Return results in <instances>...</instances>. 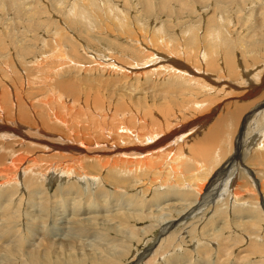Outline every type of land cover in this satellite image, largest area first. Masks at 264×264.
Wrapping results in <instances>:
<instances>
[{
	"label": "rangeland",
	"instance_id": "rangeland-1",
	"mask_svg": "<svg viewBox=\"0 0 264 264\" xmlns=\"http://www.w3.org/2000/svg\"><path fill=\"white\" fill-rule=\"evenodd\" d=\"M189 39L196 41L189 42ZM153 41L163 46V51L153 45L154 49L151 46ZM152 52L156 54L148 56ZM203 53H206L205 57ZM226 56L232 58L229 60ZM166 59L171 61V68L166 66ZM178 62L185 63L188 70L206 71V79L212 76L221 83L230 82L236 89L230 92L213 87L211 91H205L200 85L191 90L187 79L178 76V70L181 71ZM228 62H232V75ZM212 63L217 65L212 66ZM249 73L252 74L248 77L249 84L257 85L264 80V0H169V3L165 0H0V124L16 126L20 123L15 117L18 110L26 111L28 120L19 124L24 129L20 134H25L26 139L31 136L32 139L35 136L40 138L44 134L55 137L53 141L57 145L69 142L70 145L83 146L85 143L89 144L87 149L95 151L87 152L94 158L88 157L84 151L80 158L73 160L65 157L69 151L60 152L50 146L46 151H37L34 146L27 147L29 143L26 141L25 149L18 147L20 151L16 152L9 149V141L1 142L0 158L5 156L7 159L0 161V264H12L13 260V264H26L31 256L40 258L35 260L37 264H45L46 260V264H87L102 250L101 246L95 249L97 244H108L99 240L100 231L107 234L105 239L121 244L117 243L115 256L110 255L111 259L117 256L116 264H127L131 260L133 263L130 264H264V164L259 168L256 165V168L250 159L258 155L264 163V145L260 143L262 139L264 142L263 121L259 123L255 118L243 117L240 126L236 124L229 143L220 142L227 157L220 155L215 166L213 160L219 155L210 162L202 161L205 166L198 168L194 163L198 162L196 158L189 154L188 147L183 146L179 150L188 155L189 162L184 165L180 161L185 159L183 156L176 161L187 168L185 173L178 170L182 173L181 178H176L178 181L175 180L178 171L170 168L172 163L162 166V159H158V164L151 169L144 163L136 164V160L130 165L121 150L137 151L129 150L131 145H126L123 139L114 142L107 138L110 142L103 146V142L98 141L97 146L95 143L98 144L96 140L99 138L96 134V139L88 135V140L75 134L82 128L93 131L90 128L94 122L96 130H101L105 136L110 133V128L128 126L138 132L144 124L146 130L143 132L154 125V132L157 131L158 137L162 138L160 131L166 128L165 125L169 126L165 131L172 132L180 124L187 125L212 114L211 119L202 118L205 125L198 127L200 130L194 133L196 135L185 139L194 143L203 138L209 128L215 125L216 131L238 117L244 107L248 109L249 105L264 100V89L263 93L249 97L252 89H249L248 82V85H240L246 82L244 79ZM239 77L242 80L231 82V78ZM65 82L74 89L68 91H74L76 95L63 91L61 99L54 86ZM88 94L90 98H87ZM186 98L192 99L191 106L183 109L184 106L179 105L187 101ZM179 100L181 102H177ZM121 103H132L129 105L131 111L126 109L117 117L115 107ZM238 105L240 112L233 116L232 110ZM166 107H173L174 112L167 113ZM148 109L154 111L155 124L146 114ZM52 111L61 115L66 123L59 124ZM27 133L31 136L27 137ZM32 139L30 142L36 141ZM136 141L133 146H140ZM105 146L107 149L104 150ZM108 148L114 150L113 153L119 151V154L110 158V153L106 152ZM102 157L109 158V162L101 160ZM171 157L169 155L163 162ZM71 162L73 167L66 168ZM33 167H36L34 172H39L38 178L30 173L29 168ZM67 169L71 172L67 173ZM152 171H156L155 178L149 174ZM152 178L155 182L151 181ZM195 202L197 206L193 208ZM187 203L191 207L183 213ZM86 219H90L89 223ZM167 219H172L170 222L175 227L165 232L162 226ZM74 221L82 222L80 229L83 227L84 230L81 234H77ZM117 250L121 251L120 254Z\"/></svg>",
	"mask_w": 264,
	"mask_h": 264
},
{
	"label": "bare ground",
	"instance_id": "bare-ground-1",
	"mask_svg": "<svg viewBox=\"0 0 264 264\" xmlns=\"http://www.w3.org/2000/svg\"><path fill=\"white\" fill-rule=\"evenodd\" d=\"M165 2L166 3H169V0H165ZM90 4V3H89ZM186 7V6H185ZM104 10V9H103ZM116 11V10H115ZM83 12V11H82ZM85 13V12H84ZM81 15H83V14H81ZM211 27H209V29H210ZM208 29V28H207ZM206 29V30H207ZM187 31V30H186ZM222 31V30H221ZM184 32H185V30H184ZM209 34H210V31L208 32ZM213 36V35H212ZM216 36V35H215ZM208 39V38H207ZM167 40H169V39H167ZM217 40V39H216ZM174 41H175V39H174ZM196 40L195 39H189V42H195ZM214 41V40H213ZM218 41V40H217ZM168 42H171V41H168ZM183 42V41H182ZM159 43H160V41H159ZM153 45H155V47L156 48H159V49H162V51H163V46H160V44H158L157 42H155V41H153L152 42V47H153ZM164 45V44H163ZM220 45V44H219ZM168 46H170L169 44H168ZM226 46V45H225ZM138 47V46H137ZM154 48V47H153ZM169 48V47H168ZM155 49V48H154ZM151 50V49H150ZM152 51V50H151ZM175 51V50H174ZM72 52V51H71ZM173 52V51H172ZM180 52V51H179ZM73 53V52H72ZM156 54V53H155ZM155 54H153V52L151 53V54H148V56H151V55H155ZM176 54V53H175ZM188 54V53H187ZM230 54V53H229ZM231 55V54H230ZM61 56V55H60ZM184 56V55H183ZM206 56V53H203V57H205ZM171 57H173V56H171ZM227 57V56H226ZM61 58V57H60ZM155 58V57H154ZM190 58V57H189ZM227 58H229V57H227ZM232 58V57H231ZM231 58H229V60L231 59ZM59 59V58H58ZM169 59H170V57H169ZM212 59V58H211ZM210 59V60H211ZM147 60V59H146ZM148 60H149V58H148ZM148 60H147V62H148ZM151 60H152V58H151ZM150 60V61H151ZM167 60V59H166ZM174 60V59H173ZM186 60V59H185ZM214 60V59H213ZM111 61V60H110ZM114 61V60H113ZM176 61V60H175ZM64 62V61H63ZM117 62V61H116ZM152 62H154V61H152ZM151 62V63H152ZM174 62V61H173ZM181 62V61H180ZM180 62H178V64L179 65H177V67L178 68H180V70L181 71H179L178 70V68H177V70H178V76H180L181 78L182 77H184L183 79L184 80H186L187 81V84H189L188 86H190V89L192 88V87H196L197 89H198V87L201 85L202 86V88L205 90V91H211L212 89H213V87H216L217 89H219L218 87H221V89H224V90H227V91H232L233 89L235 90L236 88L230 83V82H225V83H221L220 81H216V80H214L213 79V77L212 76H209V77H207V79L205 78V74L207 73L206 71H204V72H202L201 71V73H199V72H197V71H199V70H197L196 68V70L194 69V68H191V70H188L186 67H185V63L184 64H182V63H180ZM196 62H198V61H196ZM207 62V61H206ZM140 63H142V62H140ZM144 63V62H143ZM176 63V62H175ZM199 63V62H198ZM202 63H204V62H202ZM115 64V63H114ZM146 64V63H145ZM172 63H171V61H168L167 60V62H166V66L168 65V66H170ZM227 64V63H226ZM231 64H232V62H231ZM231 64L228 62V66L231 68ZM236 64V63H235ZM37 66L39 65V64H36ZM147 65H148V63H147ZM147 65H145V66H147ZM176 65V64H175ZM174 65V66H175ZM209 65V64H208ZM212 66H215V65H217V64H214V63H212L211 64ZM223 65V64H222ZM118 66V65H117ZM149 66V65H148ZM152 66V65H151ZM39 67V66H38ZM119 67V66H118ZM142 67L144 68V66L142 65ZM176 67V66H175ZM175 67H173V68H175ZM211 67V66H210ZM233 67H234V65H233ZM170 68H171V66H170ZM175 70V69H174ZM142 71H143V69H142ZM176 71V70H175ZM230 72H231V75H232V68H231V70H230ZM176 73V72H175ZM43 74V73H42ZM176 75H177V73H176ZM201 75V76H200ZM252 74L251 73H249L248 75H247V78L246 79H244V81L246 80V82H241V84L240 85H246L247 84V82H248V84L250 83V81L251 80H249V76H251ZM202 79V80H201ZM236 80H242V78L241 77H239V78H231V82H233V83H236L235 81ZM58 81V80H57ZM208 81V82H207ZM252 81H256V79L254 80H252ZM214 82V83H213ZM60 85L59 86H54L55 87V90L56 89H58V91H59V98L60 97H62L61 99H63V95H62V93L61 92H63V91H66V92H69V93H71V94H75L76 95V93L74 92V91H68V90H72L73 88L72 87H70V85H68L66 82L65 83H59ZM247 84V85H248ZM43 85V84H42ZM236 87H237V85H235ZM255 86V87H254ZM69 87V88H68ZM240 87V86H239ZM238 87V88H239ZM249 89H252L251 91V95L249 96V97H252V96H254V95H256V94H258L259 92L260 93H263V89H264V80H262L261 82H258V84L256 85V83L255 84H253V83H251V84H249ZM11 88H13V87H11ZM207 88H209V89H207ZM215 88V89H216ZM230 88V89H229ZM8 89V88H7ZM22 89H23V87H22ZM12 90V89H11ZM16 90H19V88H17ZM74 90V89H73ZM192 90V89H191ZM195 90V89H194ZM76 91V90H75ZM197 91V90H196ZM196 91H194V92H196ZM230 92H227V94H229ZM8 94V93H7ZM97 94V93H96ZM232 94H233V92H232ZM89 95V94H88ZM87 95V98L89 97L90 98V95L88 96ZM3 96H4V94H3ZM228 96H230V95H225V97H228ZM18 97V96H17ZM25 97V96H24ZM23 97V98H24ZM7 98H8V96H7ZM66 98V97H65ZM75 98H76V96H75ZM79 98V97H78ZM82 98V97H81ZM192 98V97H191ZM191 98H186V100L187 101H185V102H183L182 103V105L180 106L179 105V107H183L184 106V108L183 109H187V108H189L190 106H191V103H190V100H192ZM3 99V98H2ZM11 99V98H10ZM86 98H84V100H85ZM4 100V99H3ZM24 100H27L26 98H24ZM38 100V99H37ZM43 100V99H42ZM47 100V99H46ZM74 100V99H73ZM89 100V99H88ZM93 100L94 101H96L94 98H93ZM184 100V99H183ZM28 101V100H27ZM63 101V100H62ZM77 101V100H76ZM87 101V100H86ZM169 101V100H168ZM172 101V100H171ZM64 102H66V100L65 101H63V103ZM73 102H75V101H73ZM127 102V101H126ZM130 102V101H129ZM177 102H181L180 100L179 101H177ZM227 102V101H226ZM3 103H5V102H3ZM15 103V102H14ZM84 103V102H83ZM168 103V102H167ZM174 103H176V102H174ZM6 104V103H5ZM47 104V103H46ZM80 104V103H79ZM113 104V103H112ZM132 104V103H131ZM131 104H125V103H123V105H122V103L121 104H116V107L115 106H113V108L115 107V114H117V117H118V113H120V112H122L123 113V111L125 110L126 111V109H130V106L129 105H131ZM135 104V103H134ZM133 104V105H134ZM218 104V103H217ZM27 105V104H26ZM48 105V104H47ZM57 105V104H56ZM86 105V104H85ZM132 105V106H133ZM136 105V104H135ZM147 105V104H146ZM140 106V105H139ZM168 106V105H167ZM66 107V106H65ZM102 107H103V105H102ZM134 107V106H133ZM141 107H143V105L141 106ZM148 107V106H147ZM174 107V106H173ZM173 107H166V112L167 113H170L171 114V112H174L173 111ZM1 108V107H0ZM17 108V107H16ZM82 108V107H81ZM132 108V107H131ZM135 108V107H134ZM153 108V107H152ZM180 108V109H181ZM22 109V108H21ZM49 109L51 110V108H50V105H49ZM65 109V108H64ZM106 109H108V108H106ZM159 109V108H158ZM230 109V108H229ZM259 109H261L257 114H255L254 115V113L256 112V111H258ZM7 110V109H6ZM53 110V109H52ZM75 110V109H74ZM87 110V109H86ZM105 110V109H104ZM163 110V109H162ZM164 110H165V108H164ZM131 111V109L130 110H128V112H130ZM142 111V110H141ZM156 111V110H155ZM161 111V110H160ZM230 111H231V109H230ZM30 112V111H29ZM53 112V111H52ZM163 112H165V111H163ZM191 112V111H190ZM240 112V106L238 105L234 110H232V115L233 116H237L238 115V113ZM18 113H21V114H18ZM18 113H17V115L15 116L16 118H17V120L21 123L23 120H28L27 119V113H26V111L24 112H19V110H18ZM48 113V112H47ZM53 113H55V117H57V119L56 120H58L57 122L59 123V124H65L66 122H65V119H63L62 117H61V115L59 116L58 114H56V112H53ZM125 113V112H124ZM132 113V112H131ZM141 113V112H140ZM153 113H154V111L152 110V109H148L147 111H146V114H148L149 116H151V122H153V124H155V122L153 121ZM192 113V112H191ZM80 114V113H79ZM138 114V113H137ZM158 114H159V112H158ZM181 114V113H180ZM209 114V113H208ZM29 115V114H28ZM35 115V114H34ZM37 115H39V114H37ZM48 115H49V113H48ZM105 115H106V113H105ZM164 115V114H163ZM167 115V114H166ZM166 115H164V116H166ZM169 115V114H168ZM212 115V114H211ZM211 115H208V116H203V117H207V118H210L211 119ZM254 115V116H253ZM107 116V115H106ZM116 116V115H115ZM40 117H42L41 116V114H40ZM120 117V116H119ZM169 117V116H168ZM203 117H199L200 119H197V120H195V122H189L187 125L185 124V125H178L177 127H176V129L175 130H173L172 132H169L168 130V128H169V126L167 125H165V129H168L167 131L168 132H166L165 131V129L163 130L162 128H161V135H162V133H163V137L162 138H159L158 137V135H159V133L157 132V131H155L154 132V125H152L151 127H149L148 129H147V131L146 132H143V131H145L144 130V124L143 125H141L140 126V128H139V131L137 132V131H135V130H133V129H129L128 128V126L126 127V128H124V126L123 127H117V122L115 123V121L113 120V122L116 124L115 126L117 127V129H112V128H110L109 130H110V133L111 134H113V136L111 137L109 134L108 135H104V133H102L101 132V130L99 131V129L98 130H96V124H95V122H94V125H93V128L91 127L90 129L91 130H93V131H90L88 128L87 129H85V128H82V129H80V130H77V132L75 133V134H77V135H79V136H81L82 135V139L84 140V139H86V140H88V135H97V137L96 136H94V139H96V138H99L98 140H96V142L98 143V144H96L95 143V145H97V146H99V142H103V146H104V143H106V142H110V141H107L106 139L108 138V139H110V140H114V142H115V140H117V139H123V140H125V143H126V145H131V146H129V148L128 147H126V145H125V147L126 148H128L129 150H130V148H133V149H135L137 152H132V150L130 151V153H129V151L128 152H124V150H127V149H124V150H121V151H123L122 152V155H123V158H125V159H127L128 158V160H130V165H131V162H133L134 163V161L136 160L137 162H136V164L137 163H144L143 165H147L150 169L151 168H155V166H156V164H158V159H159V161L162 159V162H160L161 163V165L162 166H166L168 163H172V166H170V168H174L173 169V171H178L179 169H182V173L184 172H186L187 171V168H186V166H181V165H179L176 161H179V159L180 158H182V156H183V158H185V159H181L180 161H182V163L184 164V165H186V162H189L187 159L189 158L188 157V155L187 154H185L184 152H180V150L179 149H182L183 148V146H185V147H188V150H189V154L190 155H192L194 158H196V160L198 161V162H194L195 163V167H198V166H200V165H202V166H200V167H203V166H205L204 164H202V161H204V162H210V161H212L213 160V157L214 156H216V155H219V157L216 159V160H213V166H215V163L217 162V161H219V159H220V155H224L225 156V152H224V148H222L219 144H221L220 142L221 141H226L227 143H229V140H230V137H231V135H232V133H233V131L235 130V127H237L236 126V124L238 123L239 124V126H240V123H242V120H243V117L244 118H246V119H252V118H255V121H257V122H259V123H261L260 121H263L264 122V100L263 101H261V102H259V103H257V104H255L254 106H252V105H249L248 106V109H245V107H244V109H243V111H242V113L238 116V117H236L234 120H232V121H230L229 123H227V124H223V125H221L216 131H215V125L213 126V127H211V128H209L208 130H207V132H205V134H203L204 136H202L203 138H201V139H198L197 137H196V139H198L197 141H195L194 143H190V142H188L187 140H185V139H188V138H190L192 135H196L198 132V130H200L198 127L199 126H201L203 123H202V118ZM44 118V117H43ZM95 118V117H94ZM45 119V118H44ZM93 119V118H92ZM91 119V120H92ZM123 119H124V116H123ZM143 119V118H142ZM147 119V118H146ZM166 119H167V117H166ZM205 119V118H204ZM168 120H170V118L168 119ZM206 120V119H205ZM132 121V120H131ZM167 121V120H166ZM208 121V120H207ZM149 122V119L147 120V123ZM170 122H171V120H170ZM173 122V121H172ZM19 123V124H20ZM76 123H77V121H76ZM167 123V122H166ZM258 123V124H259ZM19 124H17L16 126H3V125H1L0 124V144H1V142L2 141H9L10 142V144H8V146H10L9 147V149L10 150H12V151H20L19 149L17 150V148L18 147H22V148H24L25 149V147L23 146L24 144H26L25 142L26 141H28L27 143H29V144H27L26 146L27 147H32V146H34V148H36V150L37 149H39V150H44V151H46V149H47V146H50L51 148H54L53 150H56V149H59L60 150V152H70L68 155H66L65 157H68V159H75L76 157L77 158H80V155L82 154V153H84V151L86 152L85 154H87V152H95L94 150H92V148L91 149H87V145H89V144H85L84 142V144H83V146L81 145V144H79V145H81V147H78L79 145H70L69 144V142H65V144H58V145H60V146H58L56 143H54V139H56L55 137L54 138H52V137H50V136H48V135H44V134H41V137L40 138H36V136H35V139H32V136H31V134L30 133H27V137H30L29 139H26V136H25V134H20L21 132H23L22 131V129L23 128H21L22 126H19ZM43 124H45V122L43 121ZM113 124V123H112ZM120 124H122V123H120ZM124 124H125V122H124ZM160 124V123H159ZM162 124V123H161ZM164 124V123H163ZM170 124V123H169ZM206 124H207V122H206ZM211 124V123H210ZM253 124V123H252ZM104 125V124H103ZM106 125V124H105ZM109 125V124H108ZM114 125V124H113ZM205 124H203L202 126H204ZM260 125V124H259ZM39 126V125H38ZM101 126V125H100ZM114 126V127H115ZM119 126V125H118ZM254 126V125H253ZM257 126V125H256ZM261 126V125H260ZM78 127L79 126H77V129H78ZM89 127V126H88ZM102 127V126H101ZM113 127V126H112ZM115 127V128H116ZM158 127V126H157ZM162 127V126H161ZM257 127H259V126H257ZM98 128H100L99 126H98ZM106 128V127H105ZM260 128V127H259ZM39 129V128H38ZM102 129V128H101ZM112 129V130H111ZM197 129V130H196ZM250 129V128H249ZM251 129H252V127H251ZM24 130V129H23ZM46 130V129H45ZM131 130V131H130ZM132 130L133 131H135L136 133H133L132 132ZM256 130V129H255ZM30 131V130H29ZM36 131V130H35ZM41 131V130H40ZM47 131V130H46ZM159 131V130H158ZM215 131V132H214ZM104 132V131H103ZM106 132H108L107 131V128H106ZM131 132V133H130ZM195 132H197L196 134H194ZM252 132V131H251ZM41 133H43V132H41ZM235 134H236V131L234 132ZM34 134V133H33ZM40 134V133H39ZM74 134V133H73ZM72 134V135H73ZM81 134V135H80ZM200 134V133H199ZM252 134V133H251ZM35 135H37L36 134V132H35ZM38 136H40V135H38ZM105 138H104V137ZM96 137V138H95ZM126 137V138H125ZM198 137H200L199 135H198ZM259 137V136H258ZM248 138V137H247ZM36 140L34 143L32 142H30V140ZM85 140V141H86ZM134 140H137L138 141V143H137V141H136V143L138 144V145H140V146H133V142H134ZM185 140V141H184ZM259 140V139H258ZM258 140L256 141V143L258 142ZM99 141V142H98ZM158 141V142H157ZM95 142V141H94ZM183 142V144L182 145H180L181 143ZM119 143H120V141H119ZM123 143V142H122ZM260 143H263V145H264V142H263V139L260 141ZM135 144V143H134ZM93 145V144H92ZM100 145H102V143L100 144ZM109 145V144H108ZM110 145H112L111 143H110ZM109 145V146H110ZM116 145V144H115ZM118 145V144H117ZM119 145H121V143L119 144ZM96 146V147H97ZM108 146V147H109ZM173 146H175V149L174 150H172L174 147ZM224 146V145H223ZM244 146V145H243ZM249 146H250V144H249ZM249 146H247V147H249ZM257 146V145H256ZM26 147V148H27ZM93 147V146H92ZM96 147H93L94 149L96 148ZM102 147V146H101ZM101 147H98L99 149L101 148ZM112 147V146H111ZM111 147H109V148H111ZM121 147V146H120ZM228 147V146H227ZM227 147H225V148H227ZM264 147V146H263ZM88 148H90V147H88ZM108 148V149H109ZM113 148H115V146L113 147ZM124 148V147H123ZM158 148L160 149L159 151H158ZM252 148V147H251ZM7 149V148H6ZM8 149V150H9ZM97 149V148H96ZM95 149V150H96ZM98 149V150H99ZM103 149L105 150V149H107L106 148V146L105 147H103ZM102 149V150H103ZM185 149V148H184ZM249 149H250V147H249ZM9 150V151H10ZM23 150V149H22ZM29 150V149H28ZM39 150H37V151H39ZM101 150V149H100ZM193 152H191V151ZM113 151L114 150H111V149H109V150H107L106 152H109L110 153V155H111V157L110 158H113V154H119V151L117 152L116 151V153H113ZM174 151H175V153H174ZM32 152H34V151H32ZM47 152H48V150H47ZM97 152V151H96ZM138 152H140V153H138ZM228 152V151H227ZM252 152V151H251ZM25 153V152H24ZM98 153V152H97ZM100 153V152H99ZM101 153L103 154L104 153V151L102 152L101 151ZM181 153V154H180ZM14 154H15V152H14ZM20 154V153H19ZM65 154H67V153H64L63 155H65ZM84 154V155H85ZM12 155V154H11ZM38 155H40V154H38ZM99 155V154H98ZM121 155V154H120ZM169 155H170V157H171V155H173L171 158H169V160L167 161V162H163V160L164 159H168V157H169ZM176 155H179V158L176 156ZM16 156V155H15ZM87 156H88V154H87ZM87 156H85L86 158H87ZM97 156V155H96ZM101 156H104V155H101ZM106 156V155H105ZM119 156V155H118ZM13 157V156H12ZM41 157V156H40ZM84 157V158H85ZM88 157H90V156H88ZM93 157V156H92ZM92 157H90V158H92ZM98 157V156H97ZM121 157V156H120ZM192 157V158H193ZM225 157H227V156H225ZM246 156H244V158H245ZM248 157V156H247ZM3 158H5V159H7L5 156L4 157H1L0 158V161H2L3 160ZM14 158V157H13ZM33 158H35V157H33ZM58 158V157H57ZM56 158V159H57ZM94 158V157H93ZM119 158V157H118ZM123 158H122V160H123ZM129 158H131L132 159V161H131V159H129ZM193 158V159H194ZM261 158L262 157H260V156H258V155H253L250 159H251V161H254V167H256V165H258V168L262 165V164H264V163H262L261 162ZM24 159V158H23ZM37 159H39V160H41V158H37ZM98 159H100V157L98 158ZM106 157L103 159V157L101 158V160H104L105 162H106V160H108L107 162H109V158L108 159H106ZM15 160V159H14ZM43 160V159H42ZM116 160H118V159H116ZM115 160V161H116ZM134 160V161H133ZM190 160H192V159H190ZM195 160V159H194ZM32 161V160H31ZM36 161V160H35ZM85 161V160H84ZM112 161V160H111ZM114 161V160H113ZM112 161V162H113ZM121 161V160H120ZM19 162L20 163H24L25 161L24 160H19ZM39 162H41V161H39ZM75 162V161H74ZM80 162V161H79ZM87 162V161H86ZM98 162V161H97ZM105 162H103L104 163V165H105ZM122 163H124L123 161H121ZM38 163V162H37ZM101 163H102V161H101ZM118 163V162H117ZM163 163H165V165H163ZM75 164H76V162H75ZM80 163H78V165H79ZM99 164V163H98ZM108 164V163H107ZM107 164H106V166H107ZM110 164V163H109ZM116 164V163H115ZM126 164V163H125ZM191 164V163H190ZM21 165H23V164H21ZM77 165V166H78ZM101 165V164H100ZM103 164L101 165L102 167L104 166ZM112 165V164H111ZM128 165V164H127ZM170 165V164H169ZM260 165V166H259ZM105 166V167H106ZM113 166V169H115L114 167V165H112ZM129 166V165H128ZM69 167H73V163L71 162L70 163V165L69 166H67L66 168H69ZM80 167H82V166H80ZM95 167V166H94ZM109 167V166H108ZM262 167V166H261ZM25 168H27V167H25ZM38 169H39V167H37ZM101 168V167H100ZM107 168V167H106ZM117 168V167H116ZM125 168V167H124ZM133 168V167H132ZM199 168V167H198ZM207 168H208V166H207ZM257 168V167H256ZM255 168V169H256ZM264 167H262V169H263ZM24 169V168H23ZM30 170H31V174L33 175V177L35 176H39V172H34L35 171V169H36V167H33V168H29ZM88 169V168H87ZM110 169H111V167H110ZM126 169H128V167L126 168ZM125 169V171H127ZM204 169V171H205V168H203ZM41 169H39V171H40ZM117 170V169H116ZM122 170V169H121ZM139 170V169H138ZM190 171L191 170H193V169H189ZM207 170V169H206ZM222 170V169H221ZM257 170V169H256ZM25 171H27V170H25ZM129 171V170H128ZM127 171V172H128ZM261 171V170H260ZM264 171V170H263ZM66 172L67 173H70L71 172V170L70 169H67L66 170ZM86 172V171H85ZM111 172V171H110ZM117 172V171H116ZM119 172V171H118ZM143 172V171H142ZM153 172V171H152ZM149 173L150 175H151V177H153L154 176V178H155V174H156V171L155 172H153V173ZM180 171H178V172H176L177 173V175H175V180H177L178 178H181V176H182V173L180 172V174H178ZM200 172V171H199ZM210 172V171H209ZM253 172H255V171H253ZM258 172V171H257ZM125 173V172H124ZM158 173H160V172H158ZM212 173V172H211ZM261 173V172H260ZM259 173V174H260ZM108 174V173H107ZM120 174V173H119ZM127 174V173H126ZM125 174V175H126ZM131 174V173H130ZM26 175H27V173H26ZM32 175H30L31 177L30 178H32ZM108 175H110V174H108ZM139 176H140V174H138ZM138 175H136V176H138ZM142 175V174H141ZM160 175V174H159ZM251 175V174H250ZM255 175V174H254ZM38 176H37V178H38ZM56 176H58V175H56ZM63 176V175H62ZM138 176V177H139ZM143 176V175H142ZM91 177H93V176H91ZM137 177V178H138ZM150 177V178H151ZM160 177V176H159ZM186 177H189V176H186ZM206 177V176H205ZM251 177H252V175H251ZM258 178H259V176H257ZM14 178H16V176L14 177ZM110 178V177H109ZM112 178H114V177H112ZM118 178V177H117ZM116 178V179H117ZM161 178V177H160ZM177 178V179H176ZM207 178V177H206ZM257 178V179H258ZM261 178V177H260ZM111 179V178H110ZM119 179V178H118ZM125 179V178H124ZM30 180V179H29ZM33 180V179H32ZM156 180V179H155ZM169 180V179H168ZM202 180V179H201ZM207 180V179H206ZM253 180V179H252ZM261 180V179H260ZM264 179H262V181H263ZM151 181H153V182H155L154 181V179L152 178V180ZM178 181V180H177ZM262 181H261V184H263L262 183ZM34 182L35 181H32V183L34 184ZM125 182V181H124ZM128 182V181H127ZM166 182H167V180H166ZM253 182H254V180H253ZM255 182H257V180L255 181ZM6 183V182H5ZM119 183V182H118ZM122 183V182H121ZM121 183H120V185H121ZM156 183H157V180H156ZM168 183V182H167ZM208 183V182H207ZM125 184H127V183H125ZM154 184V183H153ZM179 184V183H178ZM195 184V183H194ZM206 184V183H205ZM247 184H249L248 182H247ZM124 185V184H123ZM143 185V184H142ZM162 185V184H161ZM160 185V186H161ZM165 185V184H164ZM168 185V184H167ZM259 185V184H258ZM117 186V185H116ZM187 186H190V185H187ZM203 186H205V185H203ZM251 186V185H250ZM264 186V185H263ZM162 187H163V185H162ZM166 187V186H165ZM253 186H251V188H252ZM202 188V187H201ZM139 189V188H138ZM252 190V189H251ZM119 191V190H118ZM121 191V190H120ZM13 192H15V191H13ZM245 192L246 193H248L246 190H245ZM250 193V192H249ZM73 194V193H72ZM168 194V193H167ZM166 194V195H167ZM170 194V193H169ZM57 195V194H56ZM50 198V197H49ZM60 198V197H59ZM66 198V197H65ZM176 198V197H175ZM5 199H7V198H5ZM58 199V198H57ZM187 199V198H186ZM186 199H184L185 201H187ZM180 200V199H179ZM184 200H183V202H184ZM197 201H198V199H197ZM176 202V201H175ZM174 202V204H176ZM180 201H178V203H179ZM154 203V202H153ZM161 203V202H160ZM169 203V202H168ZM173 203V202H172ZM181 203V202H180ZM197 202H195V204L193 203V205H192V207L194 208L195 206H197V204H196ZM155 204V203H154ZM187 204H189V203H187ZM186 204V207H184L185 205L184 204H181V205H183V213L184 212H187V210H189V206H190V204L189 205H187ZM171 205V204H170ZM169 205V206H170ZM176 207V206H175ZM191 207V206H190ZM172 208V207H171ZM170 208V209H171ZM174 208V207H173ZM172 208V209H173ZM161 209V208H160ZM196 209V208H195ZM194 209V210H195ZM200 209V208H199ZM77 210V209H76ZM158 210H159V208H158ZM177 210V209H176ZM178 210H179V208H178ZM191 210H192V208H191ZM19 211V210H18ZM130 211V210H129ZM155 211V210H154ZM153 211V212H154ZM152 212V213H153ZM178 212V211H177ZM75 213V212H74ZM60 214V213H59ZM124 214V213H123ZM126 214V213H125ZM135 214V213H134ZM139 215L140 214H142L141 212L140 213H138ZM150 214V213H149ZM154 214V213H153ZM180 214V213H179ZM192 214H193V212H192ZM127 215V214H126ZM125 215V216H126ZM146 215V214H145ZM184 215V214H183ZM182 215V216H183ZM60 216V215H59ZM116 216V215H115ZM133 216H135V215H133ZM154 216V215H153ZM152 216V218H154ZM161 216V215H160ZM159 216V217H160ZM91 217V216H90ZM93 217H95V216H93ZM128 217H130V214L128 215ZM145 217V216H144ZM148 217H151V216H148ZM147 217V218H148ZM185 217V216H184ZM188 217V216H187ZM187 217H185V218H187ZM87 218V217H86ZM115 218V217H114ZM120 218V217H119ZM134 218V217H133ZM136 218H137V216H136ZM151 218V219H152ZM163 218V217H162ZM161 218V219H162ZM179 218H182L181 216L179 217ZM184 218V219H185ZM191 218V217H190ZM80 219V218H79ZM84 219V218H83ZM168 219H169V216H168ZM168 219H167V221H164V224H163V226H162V229L166 232V230L168 229L169 230V228H172V227H175V226H172V222H170V221H172V219L171 220H169L168 221ZM74 220V219H73ZM81 220V219H80ZM87 220V219H86ZM90 220V219H89ZM89 220H87V223H89L88 221ZM128 220V219H127ZM136 220V219H135ZM153 220V219H152ZM163 220H165V219H163ZM177 220V219H176ZM182 220V219H181ZM185 220H187V219H185ZM93 221V220H92ZM122 221H123V218H122ZM155 221H156V219H155ZM160 221V220H159ZM179 221H180V219H179ZM75 222V221H74ZM84 222H85V219H84ZM118 222H119V220H118ZM130 222V221H129ZM162 222V221H161ZM192 222V221H191ZM82 222H75V224H77V234H81L82 232H83V227H82V229H80V227H81V224ZM93 223V222H92ZM124 223H126V222H124ZM155 223V222H154ZM61 224V223H60ZM95 224V223H94ZM93 224V225H94ZM121 224V223H120ZM145 224V223H144ZM150 224V223H149ZM152 224V223H151ZM118 225V223L116 224V226ZM130 225V224H129ZM84 226V225H83ZM86 226V225H85ZM84 226V227H85ZM90 226V225H89ZM88 226V227H89ZM123 226V225H122ZM146 226V225H145ZM38 227V226H37ZM66 227V226H65ZM97 227V226H96ZM119 227V226H118ZM117 227V228H118ZM126 227V226H125ZM129 227V226H128ZM133 227H135V226H133ZM147 227H149L148 225H147ZM98 228V227H97ZM120 228V227H119ZM123 228V227H122ZM121 228V229H122ZM131 228V227H130ZM158 228V227H157ZM114 229V228H113ZM136 229V228H135ZM141 229H143V228H141ZM144 229H145V227H144ZM152 229V228H151ZM159 229V228H158ZM131 230V229H130ZM161 230V229H160ZM87 231H88V229H87ZM123 231H125V230H123ZM127 231V230H126ZM131 231H133V230H131ZM144 231V230H143ZM146 231H147V228H146ZM175 231V230H174ZM173 231V232H174ZM177 231V230H176ZM84 232H86V230L84 231ZM99 232V231H98ZM164 232V233H165ZM170 232V231H169ZM172 232V231H171ZM180 232L181 231H179V233L178 234H180ZM100 233H101V235H100V241H106L108 244H104V245H108L109 247H104V245L102 244V243H99V244H97L94 248L95 249H97V247H100V249H102V250H100V253H97L98 255L96 256H94L93 258L91 257V259H89V261H87L86 263L87 264H116L117 263V261H116V259L115 258H117V256L116 257H113V256H115V251L114 250H116L117 249V245L119 244L118 242V244L116 243V242H112V241H110L109 239H105V235H107V234H103V232L102 231H100ZM119 233V232H118ZM126 233V232H125ZM129 233V232H128ZM138 232H136V234H137ZM163 233V234H164ZM177 233V232H176ZM84 234V233H83ZM124 234V233H123ZM135 234V235H136ZM143 234V233H142ZM141 234V235H142ZM173 234V233H172ZM133 235V234H132ZM146 235H148V233L146 234ZM146 235H144V236H146ZM174 235V234H173ZM175 236V235H174ZM16 237V236H15ZM79 237V236H78ZM108 237V236H107ZM120 237H122L121 235H120ZM171 237V236H170ZM76 238V237H75ZM97 238H99V237H97ZM110 238V237H109ZM115 238V237H114ZM119 238V237H118ZM143 238V237H142ZM145 238V237H144ZM174 237H172V239H173ZM181 238V237H180ZM17 239V238H16ZM77 239V238H76ZM147 239V238H146ZM167 239V238H166ZM171 239V238H170ZM8 240V239H7ZM114 240V239H113ZM163 240V239H162ZM74 241V240H73ZM138 241H140V240H138ZM156 241V240H155ZM176 241V240H175ZM70 242H72L71 240H70ZM75 242V241H74ZM105 242V243H106ZM141 242V241H140ZM157 242V241H156ZM164 242H165V240H164ZM145 243V242H144ZM148 243V242H147ZM162 243V242H161ZM167 243V242H166ZM103 246H102V245ZM68 245L70 246V244L68 243ZM92 245V244H91ZM121 244H119V246H120ZM161 245V244H160ZM90 246V245H89ZM126 246H128V245H126ZM164 246V245H163ZM86 247V246H85ZM150 247V246H149ZM110 248V249H109ZM120 248V247H119ZM128 248H129V246H128ZM121 249V248H120ZM88 250V249H87ZM86 250V251H87ZM126 250V249H125ZM130 250V249H129ZM167 250V249H166ZM10 251V250H9ZM77 251V250H76ZM91 251V250H90ZM93 251V250H92ZM97 251V250H96ZM114 251V252H113ZM118 252H117V254H120V252L121 251H119V250H117ZM123 251V250H122ZM128 251V250H127ZM146 251V250H145ZM147 251H148V249H147ZM146 251V252H147ZM150 251V250H149ZM160 251H162L163 252V250H160ZM160 251H159V253H160ZM83 252V251H82ZM111 252H113V253H111ZM136 252V251H135ZM11 254L12 253H14L13 251L12 252H10ZM49 253H52V252H49ZM56 253V252H55ZM76 253V252H75ZM94 253H96V252H94ZM94 253H93V255H94ZM149 253V252H148ZM15 254H16V252H15ZM14 254V255H15ZM19 254V253H18ZM17 254V255H18ZM42 254V253H41ZM150 254V253H149ZM17 255H15V256H17ZM69 255V254H68ZM67 255V256H68ZM110 255H113L112 256V259L110 258ZM148 255V254H147ZM9 256V255H8ZM8 256H5V258L6 257H8ZM20 256V255H19ZM22 256V255H21ZM78 256V255H77ZM121 256V255H120ZM120 256H119V258H120ZM18 257V256H17ZM16 257V258H17ZM24 257V256H23ZM133 257V256H132ZM143 257V256H142ZM3 258V257H2ZM13 258V257H12ZM19 258V257H18ZM17 258V259H18ZM22 258V257H21ZM37 256H31V259H29V258H27V259H29V261L27 260H25L26 261V264H37V262L35 261V260H37ZM43 258H45V256L43 257ZM69 258V257H68ZM90 258V257H89ZM144 258H146V257H144ZM143 258V259H144ZM15 259V258H14ZM17 259H15V260H17ZM23 259V258H22ZM38 259H40V258H38ZM136 259V258H135ZM142 259V258H141ZM6 260V259H5ZM11 260H13V259H11ZM72 260V259H71ZM76 260V259H75ZM121 260V259H120ZM130 260V259H129ZM2 261H3V259H2ZM8 261V260H7ZM10 261V260H9ZM18 261V260H17ZM22 261V260H21ZM35 261V262H34ZM48 260H46L45 261V264H46V262H47ZM70 261V260H69ZM84 261V260H83ZM5 262V261H4ZM13 262H14V260H13ZM13 262H12V264H13ZM20 262V261H19ZM23 262H24V260H23ZM85 262V261H84ZM131 262H132V260H131ZM131 262H128L127 264H130ZM138 262V261H137ZM7 262H5V264H6ZM9 263V262H8ZM15 263H17V262H15ZM62 263V262H61ZM80 263H83V262H80ZM118 263H121V262H118ZM125 263V262H124ZM133 263V262H132ZM2 264V263H1ZM18 264H20V263H18ZM49 264V263H48ZM64 264V263H63ZM150 264H151V262H150Z\"/></svg>",
	"mask_w": 264,
	"mask_h": 264
}]
</instances>
